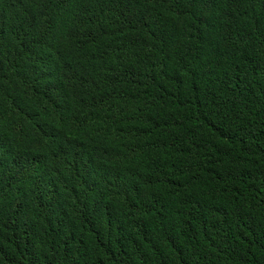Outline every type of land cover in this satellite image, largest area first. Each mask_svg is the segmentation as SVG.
Wrapping results in <instances>:
<instances>
[{"label": "trees", "instance_id": "1", "mask_svg": "<svg viewBox=\"0 0 264 264\" xmlns=\"http://www.w3.org/2000/svg\"><path fill=\"white\" fill-rule=\"evenodd\" d=\"M0 264H264V0H0Z\"/></svg>", "mask_w": 264, "mask_h": 264}]
</instances>
